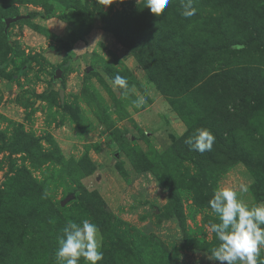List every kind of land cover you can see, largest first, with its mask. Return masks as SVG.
<instances>
[{"label": "rangeland", "instance_id": "obj_1", "mask_svg": "<svg viewBox=\"0 0 264 264\" xmlns=\"http://www.w3.org/2000/svg\"><path fill=\"white\" fill-rule=\"evenodd\" d=\"M144 2L0 0V264H57L85 219L97 264H218L213 192L264 203V0Z\"/></svg>", "mask_w": 264, "mask_h": 264}, {"label": "clouds", "instance_id": "obj_2", "mask_svg": "<svg viewBox=\"0 0 264 264\" xmlns=\"http://www.w3.org/2000/svg\"><path fill=\"white\" fill-rule=\"evenodd\" d=\"M113 0H104V5ZM170 0H145L152 14L160 16L168 7ZM181 15L193 17L196 8L193 0H181ZM114 86L122 89V95L127 97L130 88L126 77L120 74L111 79ZM139 97L132 101L135 107L144 103ZM215 137L210 130L201 128L185 140L190 150L200 153L211 151ZM248 192V186L240 184L238 188L220 187L216 189L208 201L211 211L218 217V223H211L210 230L219 241L206 258L218 264H264L260 259L261 247H264V203L250 205L241 198ZM51 222V221H50ZM103 237L95 223L85 219L80 224L68 221L58 237V247L55 252L57 264H79L83 258L86 264H97L103 260L100 250Z\"/></svg>", "mask_w": 264, "mask_h": 264}, {"label": "water", "instance_id": "obj_3", "mask_svg": "<svg viewBox=\"0 0 264 264\" xmlns=\"http://www.w3.org/2000/svg\"><path fill=\"white\" fill-rule=\"evenodd\" d=\"M23 17H28V15H16V16H13V17H7L4 19V22H5V25L8 26L10 23L12 22H15L16 20L18 19H21ZM61 73V70L60 69H57L56 72H55V77H58ZM61 94V97H62V93Z\"/></svg>", "mask_w": 264, "mask_h": 264}, {"label": "trees", "instance_id": "obj_4", "mask_svg": "<svg viewBox=\"0 0 264 264\" xmlns=\"http://www.w3.org/2000/svg\"><path fill=\"white\" fill-rule=\"evenodd\" d=\"M30 17H40V18H43L44 16L43 15H41L39 12H31L30 14ZM82 37H76L75 38V40H79V39H81ZM238 45H243V44H238ZM53 208L51 209V212H50V214L51 213H53Z\"/></svg>", "mask_w": 264, "mask_h": 264}]
</instances>
